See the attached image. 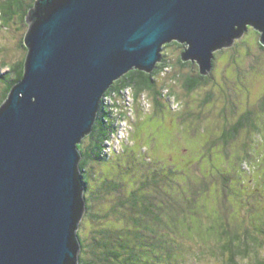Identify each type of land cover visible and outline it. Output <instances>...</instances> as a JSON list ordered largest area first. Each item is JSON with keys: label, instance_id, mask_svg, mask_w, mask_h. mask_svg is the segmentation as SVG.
<instances>
[{"label": "water", "instance_id": "obj_1", "mask_svg": "<svg viewBox=\"0 0 264 264\" xmlns=\"http://www.w3.org/2000/svg\"><path fill=\"white\" fill-rule=\"evenodd\" d=\"M26 20L24 74L0 105V264H79V144L103 94L172 41L202 75L248 26L264 46V0H36Z\"/></svg>", "mask_w": 264, "mask_h": 264}, {"label": "rangeland", "instance_id": "obj_2", "mask_svg": "<svg viewBox=\"0 0 264 264\" xmlns=\"http://www.w3.org/2000/svg\"><path fill=\"white\" fill-rule=\"evenodd\" d=\"M28 28L18 17L8 24L0 19V103L8 79L4 74L24 61L28 52L24 46ZM260 36L248 26L231 46L217 50L207 80L193 90L187 89L186 82L199 73L198 64L180 62L184 44L163 46L161 55L170 67L155 77L161 91L159 103L152 91L142 93L135 102L131 93L123 99L115 96L117 105L103 94L102 101L111 107L108 112L118 127L105 142L108 147L102 150V159L89 163L90 188L85 196L91 209L80 220L81 239L93 244L102 226L97 215L110 213L105 226L120 228L121 234L132 233L136 227L124 218L142 217L150 228L185 241L178 264H196L195 255L200 257L199 264H229L222 258L219 238L200 232L196 225L219 217L221 211L223 220L241 233L245 221L264 219V48ZM246 115L251 118L244 119L241 131L223 142V131ZM82 141L85 146L90 142L88 137ZM244 156L247 159L242 163ZM108 182L115 188L105 187ZM135 191L140 209L153 203L184 210L173 223L171 212L163 209L160 222L134 209ZM189 201L194 205L189 206ZM189 225L194 228L190 230ZM139 232L152 239L148 230ZM257 252L241 264L255 262Z\"/></svg>", "mask_w": 264, "mask_h": 264}, {"label": "trees", "instance_id": "obj_3", "mask_svg": "<svg viewBox=\"0 0 264 264\" xmlns=\"http://www.w3.org/2000/svg\"><path fill=\"white\" fill-rule=\"evenodd\" d=\"M35 2L36 0H0V19L4 22V24H8L14 18L18 17L20 20L27 23L26 17L29 10L35 5ZM172 42L179 43L177 41ZM170 43H166L164 46L169 45ZM262 47L264 48V46ZM214 59L215 57H213V60ZM180 62L182 64H186L188 61H182L180 58ZM169 67V60L166 59V57H163L162 61L158 63L156 68L150 73L139 69H132L118 80L114 81V83L105 92L104 96L106 95L105 98H110V100L113 101L117 94L121 95L123 99L125 93H132L133 101L135 102V100L137 101L142 93L152 91L155 103H159V95L161 94V91L156 88L155 77L158 73L165 72V70L169 69ZM23 74V59L13 64L8 72L4 74V77H8V79L6 80L7 86L5 87L0 105L6 99L12 87L22 79ZM207 78V76L202 75L199 72L196 76H190L187 78L186 87L188 90H193L197 86L202 85ZM171 96L173 97V95ZM105 104L106 103L101 100L92 132L86 136L89 138L90 142L87 146L84 145L83 141L79 144V148L82 153L80 170L83 174L86 191L90 188L87 180L89 163L93 160L102 159V150H106L108 147V145L104 144L107 140H109L118 127L115 124V117L112 116L111 112H108L111 107L106 106ZM248 118L251 117L246 115L229 129H225L221 135L222 141L228 143L231 139H233L241 131L245 123L244 119ZM118 119L119 118H117V120ZM118 132L119 129H117V134ZM245 158L247 159V157L244 156L242 163L245 162ZM229 177L230 176L228 175L227 178ZM110 186L115 188L114 184L112 186L110 182L105 184V187L110 188ZM136 194L137 191H135V195L133 196L136 197ZM99 195L100 194L98 193V196ZM137 197L141 200L139 196ZM137 197L135 199V204L133 205L134 209L143 211L144 214L152 215L154 219L156 218L160 222H162L161 220L163 219L161 215V211L163 209L171 212L172 216L170 219L173 223L176 220V214L183 209L182 206L171 207V209H168L166 207H160L157 204L154 205L153 203H150L140 209L138 204H136L138 201ZM193 205L194 203L189 201V206ZM90 209L91 203H88L87 201L86 212L88 214L90 213ZM112 212H118V209H113ZM218 214L219 217H211L210 222L207 221L204 223L200 220L197 222L196 227L198 229L200 228V232L210 233L219 238V242L221 244L219 248L223 255V260L229 264H241V260L251 258L253 252H257V249L260 248L262 253L257 252L258 255L255 262H249L248 264H264V219L253 218L245 221V224L243 225V232L240 233L237 226H235V228H231L232 224L223 220L221 217V211ZM95 217H97L96 219L98 222L102 223V226L96 231V234L92 239L93 244H89L85 241V239L80 238L82 248L79 264H178V255L183 251L185 241H181V239L176 236L166 234V231L164 230L162 233H159L154 228H150L149 224L144 222V218L142 217L130 216L128 219L124 218L126 221L132 220L136 227H133L132 233L124 231L123 234H121L120 228L113 226L108 228L105 226L107 221L110 219V213L102 217H99V215ZM189 220L190 217H188V223ZM195 223V221L190 222V224ZM193 228L194 227H192V225H189L190 230ZM141 230H148V233L151 235L150 238L152 239L149 240L148 236L141 235L139 232ZM241 235L246 238H242ZM210 242L212 241L209 240L208 244ZM151 251L154 255H151ZM194 258L196 260V264H199L200 257L195 255Z\"/></svg>", "mask_w": 264, "mask_h": 264}, {"label": "built area", "instance_id": "obj_4", "mask_svg": "<svg viewBox=\"0 0 264 264\" xmlns=\"http://www.w3.org/2000/svg\"><path fill=\"white\" fill-rule=\"evenodd\" d=\"M132 94V93H131ZM116 96H118V94L116 95ZM133 96V95H132ZM129 98H131V97H129ZM116 97H114V99H113V103H110V104H116L117 105V103H116ZM132 100V99H131ZM123 106H125L124 104H123ZM132 108H133V106H132ZM132 110V109H131ZM116 150H117V148H115Z\"/></svg>", "mask_w": 264, "mask_h": 264}]
</instances>
